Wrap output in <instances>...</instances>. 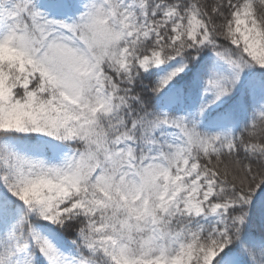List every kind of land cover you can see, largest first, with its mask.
<instances>
[{
  "label": "snow or ice",
  "instance_id": "snow-or-ice-1",
  "mask_svg": "<svg viewBox=\"0 0 264 264\" xmlns=\"http://www.w3.org/2000/svg\"><path fill=\"white\" fill-rule=\"evenodd\" d=\"M0 264H264V0H0Z\"/></svg>",
  "mask_w": 264,
  "mask_h": 264
}]
</instances>
